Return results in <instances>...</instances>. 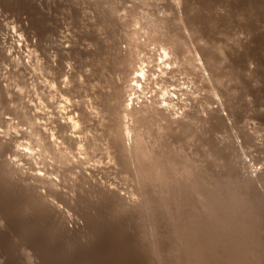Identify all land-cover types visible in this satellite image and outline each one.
Instances as JSON below:
<instances>
[{
    "label": "clouds",
    "instance_id": "1",
    "mask_svg": "<svg viewBox=\"0 0 264 264\" xmlns=\"http://www.w3.org/2000/svg\"><path fill=\"white\" fill-rule=\"evenodd\" d=\"M172 4V9L160 11L149 8L144 0H119L115 18L123 25L125 39L120 48L128 63L117 77L119 115L103 139L102 160L89 156L86 141L101 143L99 133L82 119V102L64 91L70 86L68 76L60 82L49 79L51 72L45 76L44 61L31 47L23 51L22 60L17 50L25 36L12 21L5 24L15 39L5 49L9 60L3 64L6 103L0 104V172L26 190L38 208L69 227L84 223L80 213L95 202L93 193L139 203L148 167L161 161H175L192 174L205 160L227 164L241 181L264 191V123L256 118L264 114V103L255 102L227 55L232 48L242 51L250 36L243 30L221 31L217 41H209L190 24L184 0H172ZM220 15L229 14L221 10ZM209 49L217 56L212 66L204 54ZM24 65L38 81L25 82L11 75ZM255 69L249 61L243 72L251 88L260 86L252 79ZM38 84L47 92L38 90ZM83 107L99 126L108 124L92 97ZM238 111L243 114L239 121ZM142 116L149 119L142 123ZM213 117L223 120L224 128L215 136L227 159L207 154V146L197 138ZM181 131L185 141L173 144L170 135ZM5 260L0 256V264ZM11 264H40V260L31 247L22 245ZM226 264H264V241L249 237L233 250Z\"/></svg>",
    "mask_w": 264,
    "mask_h": 264
},
{
    "label": "rangeland",
    "instance_id": "2",
    "mask_svg": "<svg viewBox=\"0 0 264 264\" xmlns=\"http://www.w3.org/2000/svg\"><path fill=\"white\" fill-rule=\"evenodd\" d=\"M262 2H264V0H240L237 4H234L233 7L229 9L230 11L228 10L226 12L229 15L221 16L220 14L217 15L216 8H214V5L216 7H219L220 4L218 3V1L211 2V0H184L185 14L191 13V15L188 16L190 24L194 29L200 31L205 37H207L209 41H217L218 33L221 31L243 30L250 36V38L247 39V42L243 43L242 51L236 48H232L234 52L230 54L229 61L232 70L241 76L243 85L245 87H249L251 95L253 96L257 104L264 103V89L260 88L262 87L261 85H263V76L260 73L261 58L259 45V26L264 25V3ZM118 3L119 0H0V104L6 103V100L4 99V89L2 87L3 76L5 74L3 64L7 63L9 58L5 55V49L8 45L12 44V41L15 39V37L10 35L6 30L5 24L7 21H12L18 26L19 30L22 31L25 36V42L22 43L20 49L17 50L21 56V59L23 60V51L27 50L28 47H31L33 49L36 48V51L39 50L38 52H40L39 54L41 58L44 59L45 54L43 55L44 51L42 45L44 43L47 44L50 42L51 44H54L55 41L54 46H51L50 50V54L52 53L51 59L53 60V57H55V61H53L51 70L52 75L49 77V79H57L58 81H56L60 82V80H62L61 78H63L64 76H68L70 86L67 89H64V91H66L67 94L71 95L74 99L80 100L83 104L87 103L86 100L88 97H92L95 101H97L96 104H98L99 107L101 106L100 108L104 112L106 118L108 115V111L105 109L107 108L105 99H97L93 97L92 94L95 95L96 93L101 91L103 86H106V78L111 80L110 77H114L115 74V79L113 78L112 81L108 82V84L112 83L113 80L117 79L119 74L121 75L122 72L126 70L125 66L122 63L120 64L121 61H115L118 59V56H121L120 54L123 53L126 55V53L120 52V44L125 39V33L123 25L120 24L115 18ZM144 3L149 8H159L160 11H167L173 8L172 0H144ZM208 9H215V12L212 10L213 15L210 14ZM207 11L209 12V14L206 13ZM52 15H55V17ZM45 16L47 17L45 18ZM237 17H240V19H237ZM51 18L56 22L53 21L52 23ZM42 19L44 20V23L42 22ZM39 21L42 24L41 25L39 23L40 26L37 24ZM49 21H51L52 25ZM50 25L53 27H51ZM37 26H42V29L39 27L37 28ZM50 30L51 34L50 32H48ZM39 31L41 32V34L39 33ZM53 31H55V34L52 33ZM45 33H49L47 34L49 37H46ZM98 34L102 36V39ZM43 36L45 37V39ZM50 36L52 37L50 38ZM53 37H55L54 40L52 39ZM38 38H40V41ZM109 39L111 40V42H113L109 43ZM36 41L38 43L43 42V44L40 43L39 46ZM105 41L107 42V44H105ZM88 44H90V46ZM114 44H116L117 47H115L116 45ZM12 46L15 47L14 44ZM106 46L108 49L106 48ZM103 47H105V49ZM213 47H215L214 44ZM100 48L103 49L101 50ZM112 49H114V51L118 49V51L120 52L119 55L117 56L118 51L116 55L113 54L116 51L114 52L112 51ZM41 50L43 51L42 53ZM98 50L100 52H98ZM108 50L112 51V54L115 55L117 59L113 55L112 57H110H114L115 59H111L110 57L107 58L111 54V52ZM91 52H94V54H91ZM101 52H105V55ZM107 53L108 55L106 56ZM97 54H100L98 59L96 58V56H98ZM204 54L210 66L216 63L217 56L214 51L210 49L205 51ZM93 55L95 56V58ZM91 57L94 58L95 61ZM89 58L91 59V62H89ZM99 59H104L103 64L105 65L107 63H109L108 65L113 64L114 67H117L115 68L116 70H114V67H111L113 65H110L109 67L108 65H106L109 68L108 69L105 65L102 64L103 61H99ZM249 61H252L256 65V69L253 72L252 79L258 80L260 82V86H258L257 88H251V81L243 76V72L247 70ZM69 63L71 64L70 69L68 68ZM94 63L98 64V66H96ZM118 63L120 64V66L118 65ZM92 66L96 67L94 68ZM118 66L122 67L120 68L121 71L119 70ZM56 67L61 68L57 69ZM110 67L113 68V70H110ZM94 69L95 71H93ZM102 69L108 72L105 73ZM46 70L47 69L44 70L45 76H47L49 73L48 71L45 72ZM112 71H115V73H113ZM94 72L96 75L94 74ZM103 72L107 77H100L101 75L103 76ZM118 72L119 74H117ZM90 73L94 75L92 76V74ZM71 74L75 75L72 76ZM11 75H16L25 82H27L30 78L32 80L34 79L35 81H38L39 79L38 76L31 75V70L28 69L27 65H24L19 69L18 72L12 73ZM98 75L100 79L98 78ZM76 78L77 81H74L76 80ZM95 79H99L97 81L98 83ZM100 82L101 84L105 85H98ZM96 83L98 86L95 85ZM37 86L38 90L47 92V89L43 88V86L39 84ZM108 86H106L107 89ZM91 88L92 90H90ZM106 88H103L102 90H107ZM81 89L83 90V92L81 91ZM242 115L243 114L239 111L236 113L238 121L242 119ZM256 118L261 123H264V116L262 114H257ZM85 122L87 127L90 128L94 133H99V136H97V140L101 141V143L99 144H96L91 139L86 141L89 156L91 158L93 157V160H102V142L103 139L107 138L108 128L106 125H104L103 127L99 126V122L94 121L91 118L90 120ZM209 124L210 127L208 129L202 130V132L198 134L197 138L200 140L201 145L207 146L208 153L211 156H223L224 158L226 157L225 159H227V154L220 146L219 139L215 136L216 132H221L224 128L222 118L213 117L210 119ZM193 131H195V128H193ZM185 139L186 136L183 131L174 135H170V140L173 144H182ZM221 150L223 152H221ZM202 155L206 154L202 153ZM203 164L204 165L202 166V168L206 167L210 175H224L227 172L238 175V172L236 170L226 164H215L212 160H205ZM2 179L4 181L2 180V182H0V219L4 221V224L0 226V256L6 257L5 264H11L14 253L17 252L19 247L22 245L31 247L34 250L35 254L39 257L40 264H173V261H170L169 258L166 259L167 255L170 258L174 255L172 253L171 256V253L169 252V246L172 244H177V236H174V234L171 233V226L174 225V220L171 218H165L161 215L158 222L156 223L155 221L154 224L149 214H145L144 216L138 215V209H136L135 212L133 211L131 213L129 218L122 217L120 223L113 224L112 222L109 223L105 220H102V223L100 224V226H102V232L101 234L96 235L98 223H96V221L93 219H88L85 210H82L80 213L81 218L84 220V223L82 225L73 223L72 226L69 227L68 223L63 219L54 217L52 214L46 211L41 213V209L39 210V208L36 209L31 207L29 200L30 195L26 190L19 189L17 186L12 184L4 174H2ZM4 184L6 186L4 187V192H2L1 185ZM145 189L147 190V193L151 195L152 200H154L153 198L157 199L156 195L158 193L156 194V191H160L161 193L164 188L163 186H159V183L151 180L149 184H146ZM141 202L143 201L141 200L139 203L136 202L138 204V207H140ZM160 203L161 201L156 202V206H154V208L151 210L155 209L158 211L159 206L157 205ZM92 204L94 205V203H90V205ZM119 211L120 214L125 213L126 207H119ZM69 228L71 232H69V230L65 231ZM77 229L79 230L76 231ZM88 230L91 231L89 235H94V241L89 247L83 245L84 241L80 239L81 237H79L80 234L83 235V233H86ZM73 240H76L77 243L73 248H70L71 242ZM45 243L48 244V247H45L43 245ZM153 244L155 246L159 244L155 252H153L151 249ZM91 249H93V251H91ZM160 256H164V258L162 257L161 260H158L157 258H159Z\"/></svg>",
    "mask_w": 264,
    "mask_h": 264
},
{
    "label": "bare ground",
    "instance_id": "3",
    "mask_svg": "<svg viewBox=\"0 0 264 264\" xmlns=\"http://www.w3.org/2000/svg\"><path fill=\"white\" fill-rule=\"evenodd\" d=\"M215 1H218V3L220 4L219 7L218 6L216 7L214 5V8H216V12H217V15H218V14H220L221 10H223L224 12H227L231 7H233L234 4H237L240 0H213V1L211 0V2H215ZM262 3H264V2H262ZM212 10L208 9L210 14L213 13ZM208 11L206 13L209 14ZM50 14H51V12H50ZM52 16L55 17V15H52ZM46 17L47 16H45V18ZM246 18H245V20H246ZM43 21L44 20L42 19V22ZM53 21H55V20L52 19V23H53ZM49 22L51 24V21H49ZM39 23H40V21L37 23L40 26L41 23L40 24ZM39 26H37V28ZM46 26H48V25H46ZM55 26H56V24H55ZM41 27H39V28H41ZM51 27H53V26H51ZM43 29H44V27H43ZM54 30H55V28H54ZM48 32H50V34H51V30L48 31ZM39 33L41 34L40 31H39ZM52 33L55 34V31H53ZM45 34L44 35L47 37L48 36L47 34H49V33H45ZM259 34H260V42H259L260 43L259 44L260 45V58H261L260 73L263 76V81H262L263 85H261L262 87H260V88L264 89V25L263 26H259ZM98 35H96V36H98ZM39 36H41V35H39ZM43 37H40V38H43ZM51 37L52 36H50V38ZM99 37L102 39V36L99 35ZM40 38H38L39 41H40ZM54 38L55 37H53L52 39L54 40ZM44 39H45V37H44ZM57 40H58V37H57ZM103 40H104V38H103ZM96 41H98V40H96ZM249 41H251V40H249ZM102 42H104V41H102ZM112 42H111V40L109 41V43H112ZM36 43H38V42L36 41ZM40 43L43 44V42H40ZM40 43H38V45ZM54 44H55V41H54ZM54 44H51V42H50V43H47V44L44 43L42 45V48H43V51H44L43 55L45 54V58L44 59L42 58L43 61H44L43 65H42V70L44 71L45 69H47L45 72H47V71L51 72V70H52L53 60L51 59V54L52 53L50 54V50H51V46H54ZM105 44H107L106 41H105ZM88 45L90 46V44H88ZM114 45H116V44H114ZM97 46H95V47H97ZM115 47H117V45ZM103 48L105 49V47H103ZM103 48H100V49L102 50ZM106 48H107V46H106ZM114 49H112V51H114ZM90 50H91V48H90ZM99 50H98V52H100ZM43 51L41 50V53ZM104 51H106V50H104ZM108 51H110V50H108ZM112 51H110L111 54L107 58H109L110 56L112 57L113 54L116 55L118 49H116L115 50L116 52L114 51L115 53H113V54H112ZM120 52L122 53L123 51H121V49H120ZM120 52L118 51L117 56L119 55ZM233 52L234 51L231 50V51H229L227 53L228 58L230 57V54L233 53ZM92 53L94 54V52H91V54ZM108 53L106 54V56L108 55ZM95 54H96V52H95ZM102 54L105 55V52L102 53ZM99 55L96 56L97 59H98ZM115 55H113V56H115ZM120 55H121L120 56L121 59H120L119 56H118V59L115 56L116 59H117L115 61H117V62H118V60L121 61L120 64L122 63L125 66V68H126L127 67V63H128V56H127V54L125 55L123 53L120 54ZM94 58H95V56H94ZM94 58H92V59L94 60ZM89 59H87V60H89ZM111 59H115V58L113 57ZM100 60L103 61L102 62V64H103L104 63V59H99V61ZM89 62H91V59H90ZM117 62H115V63H117ZM99 64H100V62H99ZM108 64L109 63H107L106 65H108ZM120 64L118 63L119 66H120ZM95 65L98 66V64H95ZM103 65H105V64H103ZM110 65H113V64H110ZM110 65H108V67ZM81 66H82V64H81ZM92 67H94V66H92ZM111 67H114V65L111 66ZM111 67H110V70L111 69L113 70V68H111ZM56 68L60 69L61 67H56ZM115 68H117V67H114V70H116ZM120 68H122V67H119V70L121 71ZM75 69H77V68H75ZM93 71H95V69ZM100 72H102V71H100ZM104 72L106 73L108 71H104ZM104 72H103V76L100 74L101 75L100 77H104L105 76ZM112 72L115 73V71H112ZM119 72L117 74H119ZM92 73H90V74H92ZM94 74H95V72H94ZM94 74H92V76ZM74 75H72V76H74ZM108 76H110V75H108ZM115 76L116 75L114 74V77ZM119 76H120V74H119ZM105 77H107V76H105ZM114 77H112V78L110 77L111 80L106 78L107 79V82L105 83L106 86H108L109 84L110 85L108 86V89L106 88V86L105 87L103 86V88L104 89L106 88L107 90H102L103 89L102 88L101 91H99L95 95L92 94L93 97H95L97 99L103 98L106 101L107 108H105V109L108 111V115L106 117V120L108 121V124H106V126L108 128L107 129V137L109 135L111 124L118 118V115H119L118 102H119V100L121 98V89H120V85L116 82L117 79L113 80L112 83L108 84V82L112 81V79ZM98 78H99V75H98ZM92 79H93V77H92ZM99 79H97V80L95 79L96 82ZM74 81H77V78ZM104 81H105V79H104ZM78 83H80V82H78ZM97 83L95 85H97ZM105 84H101V82H100L98 85L101 86V85H105ZM91 87H93V86H91ZM90 90H92V88ZM81 91L83 92L82 89H81ZM95 102H97V101H95ZM102 107H104V106H102ZM79 110L81 111L82 119H84L85 121L90 120V117H89L88 113L84 110L83 103H81V106H80ZM262 115L264 116V114H262ZM139 119L143 123L147 119H149V117L142 116ZM61 130H63V129H61ZM221 152H223V151L221 150ZM72 167L73 166H70L67 170H71ZM225 167H227V166H225ZM228 169H230V168H228ZM2 174H3V172H0V182H2V180H3L2 179ZM238 176H239V174L238 175H234V174H231L230 172H227L224 175H222V174H219L217 176L213 175V174L210 175L208 173V170L206 169V167H204V168L201 167L198 172H196L195 174H192V173H189V172L179 168L175 161H161L158 166H149L148 167L147 174H146V176H145V178H144V180L142 182V185H141L142 196H143L142 201L143 202H141L140 207H138V204L135 201H131V200L125 201V200H121V199H116V198H113L110 195L104 194V193H93V197H94V201H95V202H93L94 205L93 204L92 205L89 204L87 206V208L85 209V213H86L88 219H93V220L96 221V223H98L97 224L98 228H97V231H96V235L101 234V232H102V226H100V224L102 223V220H105V221H107L109 223L112 222L113 224L114 223H120L122 217L129 218L131 213L133 211L135 212L136 209H138V215L144 216L145 214H149L151 216V219H152L154 224H155V221H156V223L158 222V220L160 219L159 217L161 215L163 217H165V218H171V219L174 220V225L171 226L172 227L171 228V233H173L174 236H177V244L176 245L172 244V245L169 246V252L171 253V256H172V253L174 255L171 258L168 257V255H167L166 259L169 258L170 261H173V264H226V261L229 258H231L233 250L238 248L239 246H241L249 237L255 238V239L259 240V241H264V191H260L259 189H257L255 187L254 183H250V182L249 183H245V182L241 181L238 178ZM151 180L159 183V186H163V188H164L163 191H161V193H160V191L159 192L156 191V194L158 193L156 195L157 199L153 198L154 200H152L151 195H149L147 193V190L145 189L146 184H149V182ZM5 186H6L5 184L1 185L2 192H4V187ZM200 195H203L205 198L203 200L199 199ZM29 200H30V206L33 207V208L38 209V207L33 203L32 199L30 198ZM160 201H161V203L157 205V206H159V210L158 211L155 210V209L151 210V209L154 208V206H156L155 203L156 202H160ZM119 207H126L125 213H121L120 214ZM39 210H40V208H39ZM43 212L44 211L42 210L41 213H43ZM202 214H203V216H202ZM111 226H112V224H111ZM67 230H69V232H71L70 228L66 229L65 231H67ZM78 230L79 229H77L76 231H78ZM89 233H91V231L88 230L86 233H83V235L80 234V236H79V237H81L80 239L84 241L83 245L88 246V247L91 246L92 242L94 241V239H93L94 235H89ZM46 236H49V235H46ZM141 239H143V238H141ZM83 241H81V242H83ZM76 243H77L76 240H73L71 242L70 248H73L76 245ZM135 243H137V242H135ZM43 245L45 247H48L47 243H45ZM158 245H156V246L154 244L152 245L151 249H152L153 252H155V250H156ZM126 250H127V248H126ZM91 251H93V249H91ZM101 253H103V252H101ZM119 255H121V254H119ZM106 256H107V254H106ZM141 256H142V254H141ZM162 257L164 258V256H160L157 259L161 260Z\"/></svg>",
    "mask_w": 264,
    "mask_h": 264
}]
</instances>
